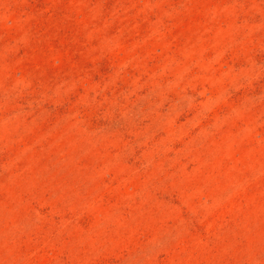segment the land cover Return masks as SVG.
I'll return each mask as SVG.
<instances>
[{"label":"rangeland","instance_id":"374dc122","mask_svg":"<svg viewBox=\"0 0 264 264\" xmlns=\"http://www.w3.org/2000/svg\"><path fill=\"white\" fill-rule=\"evenodd\" d=\"M0 264H264V0H0Z\"/></svg>","mask_w":264,"mask_h":264}]
</instances>
